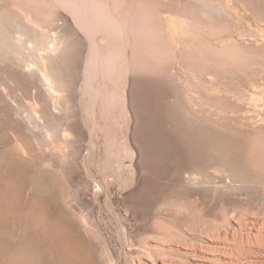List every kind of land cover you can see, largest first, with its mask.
Instances as JSON below:
<instances>
[{
  "label": "rangeland",
  "instance_id": "rangeland-1",
  "mask_svg": "<svg viewBox=\"0 0 264 264\" xmlns=\"http://www.w3.org/2000/svg\"><path fill=\"white\" fill-rule=\"evenodd\" d=\"M75 1L77 3L74 4V8L77 10L80 24L84 25V28L87 27L86 30L92 36V40L76 24L71 8L59 0H24V2L3 0L0 2V4L5 3L14 9H23L24 13H27L26 15H32L30 17L38 25L45 26L47 22L54 20V26L56 23L55 28L58 27L61 36L66 34L69 39L75 37L72 39L73 44L65 53L66 57H62L59 62L63 68L59 66V76L67 74L68 71L67 76L73 79L71 84L74 85L72 86L74 94L60 92L59 96L62 99L56 110L52 106L51 99L47 94L45 96L44 89L40 88L37 83L34 82L33 86H29L21 83L20 79L10 81V76L4 71L9 65L3 64L0 60L2 62V64L0 63V83H4L0 84V139L6 136L9 144L12 142L8 146L6 142H3V139L0 140L6 146L0 142V187L9 185L8 195L6 197L3 196V193L0 195V201H2L0 206L8 207L10 212L22 208L26 199L24 197L21 200L16 199V186L22 181L28 187L25 186V190H27L31 188L32 182L39 178L37 187L40 193L38 197H41V201L44 202L45 199L51 198L48 197L51 191L55 194L54 196L57 195L56 197L61 195V199L57 198V203L61 208L60 214L64 213L62 217L58 214L59 217L54 219L51 214L45 211V206L41 203V206L36 207L37 211L32 216H26L25 223L31 220L33 224L32 221H34L36 223L33 225L37 226L35 228H42V223L47 226L51 224L52 228L55 227L56 231H60L67 222H74V227L77 226L75 229L84 238L83 250L85 249V252L93 250L96 264H264V177L259 174L251 173L252 176L247 173L250 178L246 184L250 186L247 187L248 189L246 188L247 191H234L227 195H213L211 192L204 193L200 190L185 193V191L174 188L165 179L164 175L168 176L175 166L174 163H169L166 166L155 165L154 171L157 172L155 178L158 175V179L154 180L157 181L156 183H151L150 180L143 183L137 165V149L131 140V129L134 122L129 103V91H131V84L134 81L137 83L134 89H139L137 94H141L139 97L140 100L142 99V104H151L149 114L145 109L140 108L141 119L148 123H146L147 132L155 142L154 145L161 149L166 148L168 153L170 152L169 155L174 154L173 156L176 157V155L183 154L184 151L180 147L176 132L172 129V126L177 122L173 120H177V118L175 116L166 117L164 111L165 108H173L171 96L177 97L181 105H187L189 99H185L184 94L198 106L205 103L213 108L221 109L223 114L220 118L215 114L209 118L213 119L217 125L222 124L224 129L220 135L218 133L215 135L212 132L213 135L211 133L210 137L207 131L203 130V127L205 128L207 125L204 126L194 119L190 121V119L184 118H182L184 120H179L180 125L177 124L180 129H186L190 133L195 127L196 131L193 130L195 133L193 135L202 138L204 136L207 141L209 140L207 135L212 139L215 136L216 140L213 139V144L217 147L223 145L218 144L221 139L223 142L227 140L238 142L237 144L243 148L242 155L246 154L253 139H264V0ZM101 1L105 3V6L106 4L108 6L105 11V6ZM96 3L104 6L103 10L102 8L100 10V6ZM123 3L124 5H122ZM112 5L116 6L115 9ZM117 7L119 11L123 9L124 12L118 13ZM88 9L90 13L92 11L94 14H90V16ZM95 9L99 11L96 12ZM106 10L109 12L106 13ZM30 12L32 13L30 14ZM114 12L120 15L117 17ZM142 12L145 13V17ZM101 14L108 15H104V18ZM132 14L133 16H130ZM100 15L101 17H99ZM123 15L125 18L121 22ZM92 16L95 19L92 18L91 21ZM110 16L114 20H118L123 27V32H117L119 39L114 36L116 32L113 33L114 29L110 27L111 20L109 21V19H112ZM103 21L107 26H101ZM143 21L144 23H142ZM92 22L93 25H91ZM146 23L150 26L149 28ZM143 25H146L145 28ZM152 29L155 30L154 33ZM106 30L108 31L106 32ZM145 33L146 37H143ZM91 41H95L94 45H97L94 46L97 56L101 54L100 57H102L110 53L116 56V52L119 54V51L121 54H117L118 57L120 56V60H117L119 64L116 62L117 70L114 68L113 71L108 67L109 72L105 64V67L101 65V59L98 62L100 64L94 63L91 66L89 79L87 78L90 87L89 91H86V80L82 71L90 54V51L87 52L91 50ZM144 43L147 46L151 45L152 47L148 46V49L152 50H146ZM119 44H122V47ZM135 46L137 48L139 46V49L137 50ZM153 48L156 50L153 51ZM222 49L227 50V53ZM194 51L195 53H193ZM208 51L212 53L210 54ZM221 51L224 52L223 55H218ZM147 52L151 53L147 55ZM158 52H161L160 56ZM193 54H196V57ZM153 55L155 56L153 57ZM64 58L66 59L64 60ZM99 65L104 67V70L102 68L100 70L101 66L98 68ZM72 91L71 93H73ZM67 94L74 96V99L69 96L71 111L66 109V103L63 100L68 97ZM100 96L108 98L104 100ZM117 100L118 102H116ZM145 101L147 103H144ZM157 110L158 112H155ZM13 113L21 114L22 118L19 116L20 119L17 120V123L22 126L25 125H23V118H26L24 114L35 115L34 122L38 120L36 123H39V127L46 126L48 123L51 126L55 123V125L53 124L55 127L59 123L58 125L60 127L62 125L64 128L65 120L72 123L73 118L75 121L77 116L80 122L82 120L83 125H81L84 126L82 128L85 133H82L81 136L83 140L76 138L77 136L71 131H68L69 134L66 133L67 131L61 132V127L59 135L61 140L58 141L60 144L55 142V146H57L55 149V146L50 144L49 151L36 150L39 154L35 152L36 156L34 155L31 160V157H28L30 154L25 153L21 145L22 143L29 145L28 142H31V138H29L31 132L29 134L26 131L27 137L23 134L26 139L22 136V140H25L20 143V150L16 151L18 155L13 158L10 154H12L11 147L15 146V141L13 142L14 136L9 129L13 127L11 120ZM210 128L208 126L205 129ZM37 130L33 134L37 135L40 132L36 137L41 136L42 138L39 139L43 140V133L39 129ZM4 132L6 135L3 136ZM172 132L176 137L170 134ZM65 138L76 142L74 145H77V148L81 147L80 151L77 150L78 154L75 153L78 170H74L75 174L70 180L60 171L59 156L56 155V149L63 146L60 141L67 140ZM182 154L178 161L181 168L187 169L190 165L187 160L188 155L186 152ZM242 155L237 159L240 168L246 167L243 165L246 155ZM16 164L17 166H15ZM18 165L19 167L21 165V171ZM8 171H12V174L10 173V175ZM13 174L18 175L19 178ZM160 175H162L161 179ZM227 177L228 175L224 172H218L215 173L213 180L216 185L220 186L218 181L223 178L227 179ZM15 178L16 180H14ZM20 179L22 180L19 181ZM153 179L154 177L151 178V181ZM144 188L148 192V196L145 194L146 192L144 193L147 196L144 195L145 198L141 196V190ZM148 189L152 194L155 192L154 195L159 192V196L162 198L158 199V195L152 197ZM138 191L141 192L139 194L141 198L139 196L138 203H134L132 194L133 192L139 193ZM160 191L161 193L167 192L168 195L163 196ZM33 194L36 195L37 190L33 193L30 192V195L33 196ZM155 198L158 199H156L157 207L151 209L146 204L153 202ZM141 202L146 204L141 205ZM16 207L18 208L16 209ZM10 212L6 218L5 214L0 212V230L4 229L6 237H9V234L13 238H10L11 242L16 244L21 242V229L15 225V216ZM60 217L61 219H59ZM35 228L33 230L38 232ZM8 231L9 233L6 234ZM0 242H2L1 237ZM43 242L48 244L50 239L45 236ZM4 249L0 246L1 260L7 259Z\"/></svg>",
  "mask_w": 264,
  "mask_h": 264
},
{
  "label": "bare ground",
  "instance_id": "bare-ground-1",
  "mask_svg": "<svg viewBox=\"0 0 264 264\" xmlns=\"http://www.w3.org/2000/svg\"><path fill=\"white\" fill-rule=\"evenodd\" d=\"M3 1V0H2ZM0 0V2H2ZM24 2V0H21ZM34 1V0H33ZM87 1V0H86ZM91 1V0H90ZM89 1V3H90ZM94 1V0H93ZM92 1V2H93ZM97 1V0H95ZM118 1V0H116ZM115 1V2H116ZM125 1V0H123ZM139 1V0H138ZM142 1V0H141ZM26 2V1H25ZM59 2H61L62 4H64L65 6L71 8L70 10H72L71 13H73V19L75 20L76 24L78 25V27L81 29V31L83 33H85V35L92 40V36L89 34V32H87L86 28H84V25L80 24V18L77 15V10L74 8V4L77 3L76 1L74 2V0H59ZM81 2V1H80ZM88 2V1H87ZM99 2V1H98ZM102 2V1H101ZM100 2V3H101ZM128 2V1H127ZM16 3V2H15ZM21 3V2H20ZM19 3V4H20ZM82 3V2H81ZM103 3V2H102ZM107 3V2H106ZM114 3V2H113ZM142 3V2H141ZM17 4V3H16ZM92 4V3H91ZM90 4V5H91ZM95 4V2H94ZM97 5L100 6V4L96 3ZM105 6V3H103ZM144 4V3H143ZM0 60L3 62V64L7 63L9 65V67L7 68V70L5 69L4 71L7 72L10 81L14 80V81H18L19 79L21 80V83L24 84H28L29 86H33L34 82L37 83L40 88L44 89L43 91L45 92V96L47 94L48 98L51 99L52 102V106L54 108V110H56L57 106L61 103V96H59V93H65L68 92L70 94H74V90L72 88V86H74L73 84H71L72 82V77L70 78L69 76H67V74L61 75V77L59 76V62L61 61L62 57H66L65 53L67 52V50L70 48V46L73 44L72 39L75 38L73 37L72 39H69V36L66 37L65 36H61L60 32L58 31V27L55 28L54 26V20H51L49 22H47V24L45 26L42 25H38L36 23V21H34V19H32L30 16L32 15H26L23 11V9H14L12 7H10V5H7L5 3L0 4ZM84 5V4H83ZM86 5V4H85ZM89 5V4H88ZM114 5V4H113ZM112 5V6H113ZM124 5V3L122 4ZM138 5V4H136ZM142 5V4H141ZM18 6V5H17ZM20 6V5H19ZM92 6H94L92 4ZM96 6V5H95ZM104 6L102 7V5L99 7L104 8ZM107 6V4H106ZM106 6L104 8V11L106 9ZM127 6V5H126ZM139 6V5H138ZM108 7V6H107ZM114 9L116 6H113ZM19 8V7H18ZM26 8V6H25ZM78 8V7H77ZM92 8V7H91ZM90 8V9H91ZM95 8V7H94ZM93 8V9H94ZM64 9V8H63ZM29 10V9H28ZM37 10V9H36ZM89 10V9H88ZM92 10V9H91ZM98 10V9H97ZM97 10L95 9V11L97 12ZM101 10V9H100ZM110 10V9H108ZM99 11V10H98ZM115 11V10H114ZM118 13L121 11L124 12V10H117ZM135 11V10H134ZM89 15L94 14L90 13V10L88 11ZM109 12V11H108ZM106 10V13H108ZM32 12H30L31 14ZM45 13V12H44ZM101 13V11H100ZM99 13V14H100ZM103 13V12H102ZM105 13V12H104ZM132 13V12H131ZM130 13V14H131ZM110 14V13H109ZM114 14L117 15V17L120 14H117V12H114ZM142 14H144L145 17V13L142 12ZM82 15V14H81ZM90 15V16H91ZM102 15V14H101ZM101 15L99 17H101ZM105 15V14H104ZM104 15H102L104 17ZM108 14H106L105 16H107ZM60 16V15H59ZM98 16V15H97ZM130 16H133L130 15ZM142 16V15H141ZM140 16V19H142V17ZM147 16V15H146ZM38 17V16H37ZM96 17V16H95ZM111 17V16H110ZM116 17V16H115ZM137 19L139 20L138 15L136 16ZM148 17V16H147ZM92 18H94V16H92L90 18V20L92 21ZM105 18V17H104ZM112 18V17H111ZM123 18H125V15L121 16L120 20L121 22L124 20ZM133 18V17H131ZM42 19V18H41ZM46 19V18H45ZM48 19V18H47ZM99 19V18H98ZM102 19V18H101ZM120 19V18H119ZM146 19V18H145ZM149 19V17H148ZM36 20V19H35ZM59 20V19H58ZM64 20V19H63ZM103 20V19H102ZM101 20V21H102ZM112 22H111V21ZM137 20V21H138ZM95 21V20H94ZM98 21V20H97ZM95 21V22H97ZM110 21V27H112L114 29V31L112 30V32H116L115 34H117V32H123V27L120 25L121 23L118 22V20H114L109 19ZM147 21V20H145ZM57 22V21H56ZM104 22V21H103ZM108 23V22H107ZM106 23V24H107ZM125 23V22H124ZM132 23V22H131ZM137 23V22H134ZM144 23V21L142 22ZM153 23V22H152ZM65 25V23H63ZM99 24V22H98ZM147 24V23H146ZM154 24V23H153ZM172 24V23H171ZM93 25V22L92 24ZM105 22L103 23V25L101 24V26H104ZM178 25V24H177ZM97 26V25H96ZM100 26V27H101ZM107 26V25H105ZM145 28L146 25H143ZM174 26V25H173ZM98 27V26H97ZM109 27V26H108ZM147 27L149 28L150 26L147 24ZM146 27V29H147ZM156 27V25H155ZM179 27V26H178ZM141 28V27H140ZM152 28V27H151ZM108 29V28H107ZM138 29V28H136ZM159 29V28H158ZM175 29V27H174ZM92 30V29H91ZM94 30V29H93ZM98 30V29H97ZM100 30V29H99ZM109 30V29H108ZM106 30V32L108 31ZM144 30V29H143ZM149 30V29H148ZM151 30V29H150ZM149 30V31H150ZM62 31V30H61ZM92 32V31H91ZM90 32V33H91ZM94 32V31H93ZM140 32V31H139ZM144 32V31H143ZM141 32V33H143ZM146 32V30H145ZM152 32L154 33L155 30ZM105 33V32H104ZM113 33L112 38H113ZM148 33V31L146 32ZM146 33L145 36L146 37ZM92 34V33H91ZM115 37L118 38V34L115 35ZM151 35H156V34H152ZM109 34V36H111ZM144 35V34H143ZM180 35V34H179ZM94 36V35H93ZM108 36V35H107ZM96 37V36H95ZM151 37V36H150ZM94 38V37H93ZM156 38V36H155ZM116 39V38H114ZM113 39V40H114ZM119 39V38H118ZM95 40V39H94ZM147 40V39H146ZM145 40V41H146ZM144 41V40H143ZM144 41V42H145ZM95 42V41H94ZM94 42L91 41V50H88L87 53H89V57L87 58V61L85 63L84 69L82 71L83 76H85V82H86V86L85 88L86 91L88 90V88L90 87V83H88V79H89V75H90V69L91 66L94 63H98L99 60L103 63H101V65H106V69H108V67L110 69H113L116 67V62H118L120 60V56H117V52H116V56L112 55V53L107 54L105 56L100 57L97 56V54L95 53V48L94 46ZM149 42V41H148ZM147 42V43H148ZM153 42V41H152ZM76 43V42H74ZM141 43V42H140ZM150 43V42H149ZM116 44V43H115ZM136 44V43H135ZM78 45V44H77ZM88 45V44H87ZM122 45V44H121ZM119 44V46H121ZM141 45V44H140ZM144 45H146L144 43ZM210 46V43L208 44ZM82 46V45H81ZM97 46V45H96ZM134 46V45H133ZM149 46V45H148ZM148 46L146 45V50L148 49ZM112 47V46H111ZM122 47V46H121ZM136 47V46H135ZM152 47L151 45L149 46V48ZM225 47V46H224ZM87 48V47H86ZM159 48V46H158ZM166 48V47H165ZM89 49V47H88ZM110 49V48H108ZM136 49H139L136 47ZM145 49V48H143ZM75 50V49H74ZM98 50V49H96ZM118 50V49H117ZM131 50H133V48H131ZM135 50V49H134ZM152 50V49H150ZM148 49V51H150ZM156 50V49H155ZM153 48V51H155ZM163 50V49H162ZM225 53H227V50L222 49ZM230 50V49H228ZM84 51V50H83ZM113 51V50H112ZM158 51V50H157ZM108 52V51H106ZM114 52V51H113ZM138 52V51H137ZM145 52V50H144ZM209 52V51H208ZM223 52V53H224ZM69 53V52H68ZM98 53V52H97ZM101 53V52H100ZM109 53V52H108ZM151 53V52H149ZM149 53L147 52V55H149ZM159 53V52H158ZM161 53V52H160ZM160 53L158 54L160 56ZM195 53V51L193 52ZM210 53V52H209ZM208 53V54H209ZM212 53V52H211ZM210 53V54H211ZM222 51L220 52V54L218 53V55H223ZM120 51L119 54L120 55ZM169 54V53H168ZM209 54V55H210ZM234 54V53H233ZM77 55V54H76ZM104 55V54H102ZM133 55V54H132ZM196 57V54H193ZM217 55V57H219ZM225 55V54H224ZM155 55H153L154 57ZM168 56V55H167ZM100 57V58H99ZM152 57V58H153ZM157 57V56H156ZM155 57V58H156ZM216 57V56H215ZM222 57V56H221ZM228 57V56H227ZM232 58L234 56H231ZM68 58V57H67ZM167 58V57H166ZM194 58V57H192ZM66 58H64L65 60ZM83 59V58H82ZM119 59V60H118ZM159 59V58H157ZM156 59V60H157ZM202 59V57H201ZM74 60V59H73ZM118 60V61H117ZM197 60V59H196ZM204 61V60H202ZM206 61V60H205ZM2 62H0L2 64ZM115 62V63H114ZM198 62V60L196 61ZM80 63V62H79ZM78 63V64H79ZM119 64V62H118ZM66 65V64H65ZM75 65V64H74ZM99 65L98 68L101 66ZM104 65V67H105ZM122 65V64H121ZM215 65V64H214ZM2 66V65H1ZM197 66H199L197 64ZM61 67V66H60ZM81 67V66H80ZM104 67H100L99 69L104 70ZM193 68V66H191ZM62 68V67H61ZM75 68V67H74ZM118 68V66H117ZM211 68V66H210ZM209 68V69H210ZM63 69V68H62ZM67 69V68H66ZM105 69V70H106ZM195 69V68H194ZM71 70V69H70ZM69 70V71H70ZM81 70V69H80ZM99 70V71H100ZM115 70H117L115 68ZM119 70V69H118ZM199 70V68H198ZM212 70V69H211ZM75 71V70H74ZM72 71V72H74ZM78 71V69H77ZM108 71L110 72V70L108 69ZM62 72V71H61ZM71 72V73H72ZM81 72V71H80ZM104 72V71H103ZM4 73V72H3ZM64 73V71H63ZM198 73V72H197ZM201 73V71H200ZM207 73V72H206ZM205 73V74H206ZM77 74V73H76ZM81 74V73H80ZM81 74V75H82ZM172 74V73H171ZM170 74V76H171ZM208 74V73H207ZM3 75V74H1ZM105 75V74H104ZM7 76V77H8ZM72 76V74H71ZM75 76V75H74ZM220 76V75H219ZM78 77V76H77ZM173 77V76H172ZM201 77V75H200ZM88 78V79H87ZM205 78V77H204ZM219 78V77H218ZM217 78V79H218ZM80 79V78H79ZM202 79V78H201ZM1 80V79H0ZM219 80V79H218ZM13 81V82H14ZM202 81V80H201ZM2 82V81H1ZM12 82V83H13ZM96 82V81H95ZM209 82V81H208ZM73 83V82H72ZM112 83V82H111ZM139 84H141L140 82H138ZM220 83V82H219ZM1 84V83H0ZM4 84V83H2ZM1 84V85H2ZM94 84V83H93ZM136 82H132V89H130L131 91H129V103H130V111L132 114V119H133V127H132V131H131V140L132 143L135 145L136 149H137V165H138V169L140 172V176H141V180L143 183L149 181V182H153L156 183L154 180L158 179V175L155 178V175L157 174L156 171H154V167L155 165H159L160 166L163 164L166 166V164L169 163H174V169L172 170V172L166 176L164 175L165 179L167 180V182H169L174 188H177L179 190L185 191V193H192L193 191H202V192H211L214 194H228L230 192H238L241 190H246V188L249 186H247V180L250 179L247 175V173H250V175L254 174H259L261 176L264 177V139L261 138H255L253 139L247 150H246V155L243 165L246 167H242L240 168L237 164V159L242 155V146L238 145V142L235 141H221L223 139H219L220 143L218 144H223L222 146H215L213 144V139L214 138H210L211 137V133L213 132L215 135H220V132L224 129V127H222V124L217 125L216 122L213 121V119L211 120L209 117L212 114L218 115L219 118L220 116L223 114L220 110L221 109H217V107L213 108L212 106L208 105V104H203L201 106L196 105L191 98H189L186 94H184L185 99H189L188 104H183L181 105L179 103L178 98H173V96L170 97V99L173 101V108H165L164 114L166 117L168 118H172L175 116V118H177V120H173V121H177L176 124L174 126H172V129L174 130V132H176L177 134V139L179 140V144L180 147L182 148V150L184 151V153L186 152L188 157V163L190 162L189 168L184 169L181 168L180 163H179V159H180V155H169L168 151L166 148H162L158 147L157 145H154V141H152L151 136L148 134L147 132V125L145 123V121L143 122V120L141 119V110L145 109L147 114H149V112L151 111V104H142V99L140 100V95L137 94V90L139 89H134L136 86ZM201 84V83H200ZM12 85V84H11ZM36 85V86H38ZM96 85V84H95ZM202 85V84H201ZM35 86V87H36ZM71 86V87H70ZM147 86V85H146ZM3 87V86H2ZM96 87V86H95ZM140 87V86H139ZM138 87V88H139ZM158 87V86H157ZM71 88V89H70ZM76 90V86L74 87ZM150 88V87H149ZM153 88V87H152ZM41 89V90H42ZM70 89V91H69ZM100 89V88H98ZM218 89V88H217ZM35 90V89H33ZM37 90V89H36ZM40 90V89H39ZM38 90V91H39ZM73 90V91H72ZM142 90V89H141ZM42 91V92H43ZM71 91L73 93H71ZM84 91V89H83ZM89 91V90H88ZM106 91V90H105ZM146 91V89H145ZM208 91V90H207ZM85 92V91H84ZM113 92V91H112ZM139 92V91H138ZM219 92V91H218ZM88 93V92H87ZM94 93H95V89H94ZM114 93V92H113ZM160 93V92H159ZM240 93V92H239ZM69 96L71 97V99H74L72 95ZM104 94V92H103ZM102 94V95H103ZM108 94V93H107ZM112 94V93H111ZM163 94V93H162ZM106 95V94H105ZM172 95V94H171ZM206 95V94H205ZM68 96V94H67ZM66 96V97H67ZM67 97L66 99L64 98L63 100H65L66 103V109L70 110L71 106H70V97ZM90 96V95H89ZM95 96V95H94ZM109 96V94H108ZM116 96V95H115ZM145 96V95H144ZM101 99L103 98L105 100V98L108 97H102L100 96ZM111 97V96H110ZM114 97V96H113ZM153 97V96H152ZM160 97V96H159ZM203 97V96H202ZM210 97V96H209ZM145 98V97H144ZM70 99V100H69ZM96 99V98H95ZM162 99V98H161ZM160 99V100H161ZM169 99V98H168ZM67 100V101H66ZM110 100V99H109ZM115 100V99H114ZM70 101V102H69ZM113 101V100H112ZM171 101V102H172ZM104 102V101H103ZM109 102V101H108ZM118 102V100L116 101ZM144 103H147L146 101ZM149 103V102H148ZM153 103V102H152ZM207 103V102H206ZM64 104V103H63ZM144 106H142V105ZM153 105V104H152ZM142 106V107H140ZM217 106V104H216ZM219 106V105H218ZM169 107V106H168ZM224 107V106H222ZM153 108V107H152ZM238 108V107H237ZM162 109V108H161ZM160 109V110H161ZM164 109V108H163ZM177 109V110H176ZM223 109V108H222ZM154 110V109H153ZM156 110V109H155ZM179 110V111H178ZM224 110V109H223ZM53 111V110H52ZM71 111V110H70ZM154 112V111H153ZM155 112H158L155 111ZM162 112V111H160ZM175 112V113H174ZM233 112V111H232ZM236 112V111H235ZM239 112V111H237ZM55 113V112H54ZM67 113V112H66ZM65 114V113H64ZM161 114V113H160ZM159 114V115H160ZM163 114V113H162ZM163 114V115H164ZM21 114L19 113H13L12 115V121H13V127H10L9 129L12 131V134L14 136V140L15 141V146L11 147V153L10 156L14 158V156L16 157L18 154L16 151H18V149L20 150V143L24 142L23 140H25L26 138L23 136V134H26L31 132V135L29 138L31 142H28L29 145L26 144H21L23 151L27 154H30V156H28L29 158L31 157V160L33 159V156L38 153L36 152V150H44V151H49L50 147L49 145L52 144L55 146V142L59 143L58 141L61 140L59 139V135H60V131H61V127H62V131L61 132H66L67 134H69V132H73L78 138V139H82V133L83 132V128L84 126L81 122L77 119L73 121L72 123L67 122L65 120V126L63 128V126L61 125V127L56 124L57 126L53 127V124L55 125V123L52 124V126L48 123V125H44L42 127H39V123L37 124L34 119L35 115L32 114H24L25 115V119L23 118V125H19L17 123V120L20 119L19 116ZM151 115V114H150ZM23 116V114H22ZM145 116V115H144ZM149 116V115H148ZM147 116V118H149ZM157 116V115H156ZM162 116V115H161ZM21 117V116H20ZM143 117V116H142ZM151 117V116H150ZM166 117L163 116V118L165 120H168L170 122L169 119H167ZM242 117V116H241ZM22 118V117H21ZM37 118V117H36ZM72 118V117H71ZM78 118H80L78 116ZM145 118V117H144ZM153 118V117H152ZM159 118V117H158ZM191 119L196 120L198 122H200L201 124H203L204 126L208 127L210 126V129H205L203 127V130L207 131V133L210 135V137L207 135V137L209 138V140L207 141L204 136L203 138L198 136L195 137V134L193 132V130L189 133L188 130L186 131V129H180L178 127L179 124V120H184V119ZM81 119V118H80ZM150 119V118H149ZM147 119V120H149ZM64 120V119H63ZM146 120V121H147ZM70 121V119H69ZM163 121V120H162ZM168 122V123H169ZM195 122V121H194ZM223 122V121H222ZM74 123V124H73ZM153 123V122H152ZM173 123V122H172ZM175 123V122H174ZM61 124V123H60ZM82 124V125H81ZM148 124V123H147ZM151 124V123H150ZM165 124V121H164ZM171 124V123H169ZM178 124V125H177ZM199 124V123H197ZM202 125V126H203ZM144 126V127H143ZM224 126V125H223ZM37 129H39L42 133H43V140L39 139L38 137H36L40 132L36 134H33V132H35ZM149 129V128H148ZM201 129V128H200ZM216 132H214L213 131ZM86 130V128H85ZM198 130V127H197ZM203 130L201 129V131L203 132ZM233 130V129H232ZM27 131V133H26ZM29 131V132H28ZM38 131V130H37ZM69 131V132H68ZM171 131V130H170ZM190 131V130H189ZM196 131V130H194ZM204 131V132H205ZM7 132V130H6ZM6 132H4V134H2L3 136L6 135ZM168 134V131H166ZM152 133V132H151ZM165 133V132H164ZM198 133V131H197ZM200 133V131H199ZM206 133V134H207ZM212 133V135H213ZM224 133V132H223ZM231 133V132H230ZM62 134V133H61ZM170 134H173L170 133ZM201 134V133H200ZM204 135H206L205 133H203ZM222 134V133H221ZM41 135V134H40ZM174 135V134H173ZM199 135V134H198ZM232 135V133H231ZM22 136L25 138L22 140ZM175 136V135H174ZM223 136V135H222ZM5 137V138H4ZM3 142H6V144L9 146V141L6 139L8 137L4 136ZM27 137V136H26ZM107 137V136H106ZM176 137V136H175ZM42 138V137H41ZM84 138V136H83ZM198 138V139H197ZM207 138V139H208ZM0 139V140H2ZM5 139V140H4ZM67 139V138H65ZM28 140V138H27ZM79 140V141H80ZM83 140V139H82ZM216 140V139H215ZM11 141V140H10ZM108 141V140H107ZM218 141V140H217ZM1 143H3L2 141H0ZM63 146H59L56 149V152L59 156V161H60V166L59 169L60 171L63 173V176L65 175L69 180L73 177V175L75 174L74 170H78V162L76 161V154L77 150L80 151V148H77L76 142H72L67 140H63L60 141ZM223 142V143H221ZM0 143V144H1ZM5 146V143H3ZM60 144V143H59ZM58 144V145H59ZM217 144V143H216ZM57 145V144H56ZM165 145V144H164ZM6 147V146H5ZM57 146L54 147V149ZM246 148V147H245ZM166 149V150H165ZM113 150V149H112ZM52 151V150H51ZM110 151V150H109ZM125 151H127L125 149ZM130 151V150H129ZM136 151V150H135ZM207 151V152H206ZM36 152V153H35ZM112 152V151H111ZM50 153V152H49ZM183 153V154H184ZM245 153V151H244ZM39 154V153H38ZM78 154V153H77ZM127 154V153H126ZM178 154V153H177ZM182 154V155H183ZM132 155V154H131ZM242 155V156H243ZM9 156V158L11 159V157ZM36 156V155H35ZM126 157V156H125ZM131 157V156H130ZM111 158V157H110ZM14 160V159H13ZM17 162V159H15ZM80 161V160H79ZM14 162V164L16 163L15 161H11ZM22 162V161H19ZM77 163V164H76ZM25 164V163H24ZM17 166V164L15 165ZM14 166V167H15ZM21 167V165H20ZM19 165L18 168L20 169ZM164 167V166H163ZM169 167V166H168ZM26 168V167H25ZM29 168V167H28ZM13 169V168H12ZM18 169V170H19ZM9 170V169H7ZM15 170V168H14ZM17 172H20L18 171ZM25 170V169H24ZM23 170V171H24ZM121 170V169H120ZM158 170V169H157ZM27 171V169H26ZM30 171V168H29ZM9 174L12 172L8 171ZM14 172V171H13ZM218 172H224L225 174L228 175L227 179L223 178L220 181H218V184H220V186L216 185V182H214L213 177L215 179V173L217 174ZM156 173V174H155ZM252 173V174H251ZM8 174V173H7ZM8 174V175H9ZM12 174V173H11ZM10 174V175H11ZM246 174V175H244ZM14 175V174H13ZM12 175V176H13ZM16 175V173H15ZM14 175V176H15ZM20 175V173H19ZM23 175V174H21ZM163 175V174H162ZM160 175V179L161 176ZM7 176V175H6ZM18 176V175H17ZM15 176V177H17ZM29 176V175H28ZM38 176V175H37ZM248 177L246 179V177ZM253 176V175H252ZM22 177V176H21ZM32 177V174H31ZM30 177V178H31ZM154 177L153 181H151V178ZM163 177V179H164ZM6 178V177H5ZM11 178V177H10ZM19 178V176H18ZM8 179V178H7ZM13 179V178H11ZM34 179V178H33ZM159 179V180H160ZM16 180V178L14 179ZM13 180V181H14ZM22 179H20L19 181H21ZM31 180V179H30ZM29 180V181H30ZM40 179H35L34 182H32L31 188L25 190V183L19 182L20 184H18L16 186L15 192H16V199L18 198V200H21L23 197L24 199H26V203L24 204V206L21 208L16 207V211H12L10 212V209L6 206H0V212H2L3 214H5V218L8 215V213H13L15 216V225L21 229L20 231V235H21V242H17L16 244L11 242V239H13L12 237H10V235L8 234L9 237H6L5 233L2 231V229L0 230V237L2 239V242H0V246L5 248V256L7 257V259L5 260H1L0 258V264H96L95 263V255L93 250H89V252H85L83 250L82 247V242H83V237L77 232V230L75 229L76 227H74V222H70L69 219L66 224H62L63 227L60 229V231H56L55 227L52 228L51 224L50 225H45L42 223V228H35L37 226H34L33 224H35L36 222L32 221L33 224L31 223V220H28L27 223H25V220L27 219L26 216H32L36 211H37V206H41V203L43 204V206H45V211L49 214H51V216H53L54 219H56L58 216V214L61 213V208L59 205V203H57V198L60 197H56L54 196L55 194H53V192L51 191L50 196L48 195V197L51 198H47L43 201H41V197H38V194L40 193L39 188L37 187V183ZM158 180V181H159ZM226 180V181H225ZM9 182V181H8ZM28 182V181H27ZM18 183V182H17ZM41 184V183H40ZM148 184V183H147ZM5 185V184H4ZM28 185V184H27ZM155 185V184H154ZM147 186V185H146ZM149 186V185H148ZM147 186V187H148ZM264 186V184H263ZM8 187L9 185L6 187H0V195L1 193H3V196L8 195ZM27 187V186H26ZM30 187V185H29ZM145 187V186H144ZM146 187V188H147ZM156 187V186H155ZM154 187V188H155ZM250 187V186H249ZM248 187V188H249ZM28 188V187H27ZM38 188V189H37ZM165 188V187H163ZM247 188V189H248ZM14 189V188H13ZM145 189V188H144ZM141 190V192L139 193H134L133 192V201L134 203L139 201V194L141 193V196H144L145 194L147 195V190ZM153 189V188H152ZM151 189V191H152ZM169 189V188H168ZM167 189V191H168ZM37 190V194L33 196L30 195V192L33 193V191ZM56 190V187L54 189V192ZM157 190V188H156ZM164 190V189H163ZM27 191V192H26ZM144 191V192H143ZM148 191L150 192V190L148 189ZM155 191V190H153ZM158 191V190H157ZM244 191V192H245ZM12 192V190H11ZM146 192V193H145ZM130 193V192H129ZM145 193V194H144ZM151 193V192H150ZM155 193V192H154ZM154 193H151V196L153 197ZM157 193V192H156ZM161 193V191H160ZM29 194V195H28ZM58 194V193H57ZM61 194V193H60ZM129 195V194H128ZM145 195V196H146ZM150 195V194H149ZM156 195H160L159 192ZM154 195V196H156ZM161 195L166 196L168 195L167 192L166 193H161ZM1 196V197H3ZM140 196V198H141ZM144 196V198H145ZM148 196V195H147ZM146 196V197H147ZM132 197V196H130ZM129 197V198H130ZM157 197V196H156ZM143 198V197H142ZM160 198V196L158 197V199ZM162 198V197H161ZM160 198V199H161ZM165 198V197H164ZM168 198V196H167ZM61 199V198H60ZM65 199V198H64ZM152 199V198H151ZM157 198H155V200L153 202H149L148 205L149 208L153 209L154 207H157L158 201H156ZM157 199V200H158ZM131 200V199H130ZM165 200V199H164ZM17 201V200H15ZM41 201V202H39ZM132 201V202H133ZM142 201V200H140ZM146 201V200H145ZM2 202V201H0ZM19 202V201H18ZM17 202V203H18ZM64 202V201H63ZM66 202V201H65ZM16 203V204H17ZM62 203V202H61ZM138 203V202H137ZM142 203V202H141ZM141 205H144V204ZM140 204V202H139ZM2 205V204H1ZM19 205V204H17ZM16 205V206H17ZM159 206V205H158ZM63 207V206H62ZM63 211V210H62ZM65 211V210H64ZM67 211V210H66ZM64 212H62L63 214ZM68 213V212H67ZM62 214L61 217H62ZM145 214V213H144ZM66 214H64L65 216ZM72 215V214H71ZM67 216V215H66ZM70 217V215H68ZM61 217L59 219H61ZM148 217V216H147ZM26 218V219H25ZM48 219V218H47ZM43 221V220H42ZM50 221V220H49ZM65 221V220H62ZM146 221V220H145ZM45 222V221H44ZM141 222V221H140ZM46 223V222H45ZM51 223V222H50ZM75 223L77 224V222L75 221ZM48 224V223H47ZM55 224V223H54ZM53 225V223H52ZM55 226V225H54ZM59 226V225H58ZM153 226V225H152ZM40 227V226H39ZM61 227V226H60ZM4 228V227H3ZM17 228V229H18ZM33 228L37 229L38 232H35L33 230ZM52 228V229H51ZM156 230V229H155ZM14 231V230H13ZM84 231V230H83ZM87 232V231H86ZM85 232V233H86ZM9 233L6 232V234ZM15 234V233H14ZM87 234V233H86ZM12 235V234H11ZM47 237L50 239V242L48 244L43 242V237ZM161 236V235H160ZM11 238V239H10ZM15 238V237H14ZM89 244V243H88ZM133 244V243H132ZM135 246V245H133ZM132 246V247H133ZM94 247V246H93ZM131 247V246H130ZM137 248V247H134Z\"/></svg>",
  "mask_w": 264,
  "mask_h": 264
}]
</instances>
